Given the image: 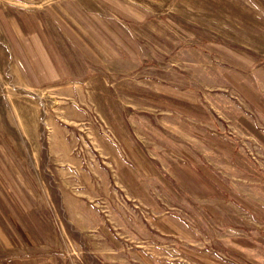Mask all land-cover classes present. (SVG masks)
Masks as SVG:
<instances>
[{
    "label": "rangeland",
    "instance_id": "374dc122",
    "mask_svg": "<svg viewBox=\"0 0 264 264\" xmlns=\"http://www.w3.org/2000/svg\"><path fill=\"white\" fill-rule=\"evenodd\" d=\"M0 264H264V0H0Z\"/></svg>",
    "mask_w": 264,
    "mask_h": 264
},
{
    "label": "crops",
    "instance_id": "0c3cea01",
    "mask_svg": "<svg viewBox=\"0 0 264 264\" xmlns=\"http://www.w3.org/2000/svg\"><path fill=\"white\" fill-rule=\"evenodd\" d=\"M62 4L64 7L67 6L68 9L72 7L70 1H65ZM63 6L56 2L42 3L33 1L32 9L28 12L32 25L31 30H24L22 22L20 24L17 21H13L10 16L4 18L6 23L4 32L9 38L12 47L11 52L14 55H32V61L17 66V70L20 73L23 71L25 77L29 79H44V82H46L48 79H55L61 76V74L56 72L53 61L55 59L51 57L49 46L57 44L56 32H54L53 27L59 30L62 27L58 25V21L65 20V22H68L67 16L62 11L64 10L62 9ZM22 12L20 14L23 15ZM25 19L26 17L23 18V21ZM1 30H3V25Z\"/></svg>",
    "mask_w": 264,
    "mask_h": 264
}]
</instances>
